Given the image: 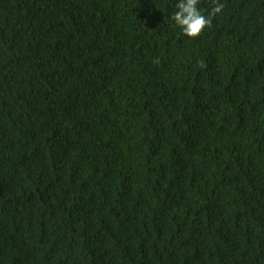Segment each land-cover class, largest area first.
Segmentation results:
<instances>
[{"label":"trees","instance_id":"1","mask_svg":"<svg viewBox=\"0 0 264 264\" xmlns=\"http://www.w3.org/2000/svg\"><path fill=\"white\" fill-rule=\"evenodd\" d=\"M219 2L0 0V264H264V0Z\"/></svg>","mask_w":264,"mask_h":264},{"label":"clouds","instance_id":"2","mask_svg":"<svg viewBox=\"0 0 264 264\" xmlns=\"http://www.w3.org/2000/svg\"><path fill=\"white\" fill-rule=\"evenodd\" d=\"M200 0H178L175 11L170 19L181 29L184 36L190 39L201 37L206 29L212 27L213 18L223 12L225 5L219 0H214L215 6L211 9L209 15H204L198 5ZM159 63L158 60L154 61Z\"/></svg>","mask_w":264,"mask_h":264}]
</instances>
